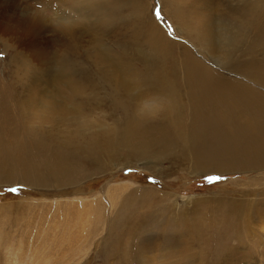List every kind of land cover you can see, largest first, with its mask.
<instances>
[{
    "label": "rangeland",
    "instance_id": "rangeland-1",
    "mask_svg": "<svg viewBox=\"0 0 264 264\" xmlns=\"http://www.w3.org/2000/svg\"><path fill=\"white\" fill-rule=\"evenodd\" d=\"M25 1L43 21L0 33V264H264V0Z\"/></svg>",
    "mask_w": 264,
    "mask_h": 264
},
{
    "label": "bare ground",
    "instance_id": "bare-ground-1",
    "mask_svg": "<svg viewBox=\"0 0 264 264\" xmlns=\"http://www.w3.org/2000/svg\"><path fill=\"white\" fill-rule=\"evenodd\" d=\"M48 0H33V2H35V4H37L38 6H40L42 4V2H47ZM56 1H59V0H56ZM208 2L211 0H207ZM25 1V0H0V33H3V34H14V33H19L20 35L22 36H28L29 34V31L31 29V25H32V21H39V20H42L43 21V15L40 14V15H36L37 14V11H30V16L32 18L31 21H27L26 20V16L29 14H25L24 16L20 17V18H15V19H12L11 18V12H10V9L15 7V6H18V5H21V4H24V5H29V3ZM32 2V1H31ZM213 2V1H212ZM59 3V2H58ZM62 3V2H61ZM208 4V3H207ZM210 5V4H209ZM208 7V6H207ZM10 8V9H9ZM54 12L56 14V12L58 11L57 7L55 6V2L52 3V8H51V12ZM53 13V15H55ZM195 21V20H194ZM197 21V20H196ZM197 23V22H196ZM199 23V22H198ZM205 22L203 21V24ZM194 24V23H193ZM195 25V24H194ZM200 25V24H199ZM206 24L204 25H200V27H195L196 30L199 29V32H198V36L200 38V40L204 43H209L210 45H216V48L217 50H219V52H221V47H220V33L217 31V33L215 34L216 36H213L212 33L207 30ZM198 26V25H197ZM215 38L217 39L218 41V44L215 40ZM32 50L35 54H40L41 52V48L40 46H32ZM222 54V53H220ZM199 80V79H198ZM211 85H214V82L212 80H208L206 81V79H200L199 82H198V86L201 87V89L203 90H207ZM197 85V84H196ZM195 87L197 88L198 86ZM225 86V85H224ZM223 86V87H224ZM200 87H198L200 89ZM214 87V86H213ZM222 87V88H223ZM231 87V86H230ZM229 88V87H228ZM210 89V88H209ZM198 90V89H196ZM222 90V89H221ZM227 90V87L225 86V88H223L222 91H226ZM229 90V89H228ZM201 91V90H200ZM237 93V92H236ZM236 93H233V95H235ZM241 94V93H240ZM239 94V95H240ZM226 95V94H225ZM231 95V94H230ZM226 98V96H225ZM220 100H223V99H220ZM226 101L229 102L230 106L232 105L233 103V100L231 102V99H227ZM234 110V109H233ZM216 137L220 138V140L223 142V143H229V146L228 148L232 147V145L235 144L236 141H240V135L239 133H233V130H231L230 133H225V132H222V130H220L219 133H216ZM228 141V142H227ZM21 144V143H20ZM23 145V144H22ZM227 148L226 146H223V148ZM235 146H233L232 148H234ZM224 148V149H225ZM38 152V151H37ZM39 153V152H38ZM44 155V154H43ZM30 156V155H29ZM33 156V155H32ZM31 156V157H32ZM35 157V156H33ZM42 157V156H41ZM27 158V157H25ZM236 159V158H235ZM215 161L214 163V168H217V169H228L226 166L220 164V162H226V160H213V162ZM20 169V168H19ZM55 171V170H54ZM53 171V172H54ZM53 172H50L48 173V175H50V177L52 178H56L54 176V173ZM56 172V171H55ZM11 173V171H10ZM20 174H23L25 178L27 179H30V181H33V180H39L40 177H43L40 173H38L35 169V166H34V163L33 162H29V161H26L24 163V166L23 168L21 169V173ZM56 175V174H55ZM19 178H22V177H19ZM23 178V179H25ZM42 179V178H41ZM40 179V180H41ZM56 180V179H55ZM60 181V179H57ZM58 181V182H59ZM38 182V181H37ZM58 182H55V183H58ZM122 186V185H121Z\"/></svg>",
    "mask_w": 264,
    "mask_h": 264
}]
</instances>
